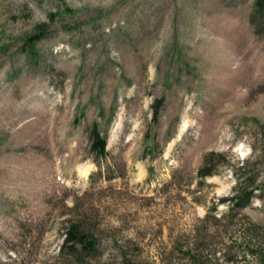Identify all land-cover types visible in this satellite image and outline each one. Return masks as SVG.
Returning a JSON list of instances; mask_svg holds the SVG:
<instances>
[{
	"label": "rangeland",
	"instance_id": "rangeland-1",
	"mask_svg": "<svg viewBox=\"0 0 264 264\" xmlns=\"http://www.w3.org/2000/svg\"><path fill=\"white\" fill-rule=\"evenodd\" d=\"M0 264H264L257 0H0Z\"/></svg>",
	"mask_w": 264,
	"mask_h": 264
},
{
	"label": "trees",
	"instance_id": "trees-1",
	"mask_svg": "<svg viewBox=\"0 0 264 264\" xmlns=\"http://www.w3.org/2000/svg\"><path fill=\"white\" fill-rule=\"evenodd\" d=\"M258 10L263 14L264 17V0H257ZM44 35V34H43ZM43 36L38 34V36H33L31 39L36 43ZM91 149L96 155L104 157L108 154L107 151V135H101L97 126H94L90 132ZM201 175L207 176L212 173V171L201 169ZM252 192H246L243 190H238L237 194L232 197L235 203L241 204V202H246L250 198ZM87 233L83 231L81 223L73 222L66 226L64 229V241L62 244L63 254L68 255L71 258L78 259L80 254L83 252H90V249L85 245V240Z\"/></svg>",
	"mask_w": 264,
	"mask_h": 264
},
{
	"label": "water",
	"instance_id": "water-1",
	"mask_svg": "<svg viewBox=\"0 0 264 264\" xmlns=\"http://www.w3.org/2000/svg\"><path fill=\"white\" fill-rule=\"evenodd\" d=\"M95 244H96V240H95L94 236L88 235L87 239H86V245L89 248L93 249L95 247Z\"/></svg>",
	"mask_w": 264,
	"mask_h": 264
},
{
	"label": "bare ground",
	"instance_id": "bare-ground-1",
	"mask_svg": "<svg viewBox=\"0 0 264 264\" xmlns=\"http://www.w3.org/2000/svg\"><path fill=\"white\" fill-rule=\"evenodd\" d=\"M122 118H123V116H120V118L118 119V122H119L120 120H122ZM121 122H122V121H121ZM121 122H120V123H121ZM187 125H190V123H189V122H186V123L184 124V126H183L182 129L187 128Z\"/></svg>",
	"mask_w": 264,
	"mask_h": 264
}]
</instances>
